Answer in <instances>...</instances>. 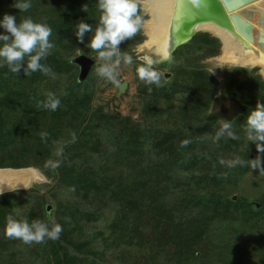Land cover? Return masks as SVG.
Here are the masks:
<instances>
[{
  "label": "trees",
  "instance_id": "trees-1",
  "mask_svg": "<svg viewBox=\"0 0 264 264\" xmlns=\"http://www.w3.org/2000/svg\"><path fill=\"white\" fill-rule=\"evenodd\" d=\"M12 3L13 0H0V14L16 15L17 22L30 16L52 28L49 40L54 48L41 63L55 73V78L40 71L24 76L22 70L14 74L6 67L0 69V167H35L55 183L78 193L113 199L124 210L136 213L132 224L124 223L122 215L113 221L105 237V241L118 248L117 259L123 264H210L207 260L209 249L216 240L221 241L216 236L224 232L221 228L224 222L231 220L243 227L249 223L259 227L250 239L242 240L241 250L236 251L234 245L215 244L220 249L226 245L230 252L223 254L221 251L220 257L230 255L235 261L245 256L243 250L249 248V259L253 258L255 264H264V193L255 203L244 198L234 200L231 193L236 174L260 169H251L247 164L237 165L235 169L236 166L229 168L220 163L221 158L228 160L235 155L248 160L246 151L238 150L239 136L236 135L235 140L224 136L212 146L213 140L206 144L204 133L202 138L194 129L205 130L215 124L218 127L217 122L223 120L204 118L215 82L197 64L200 59L217 54V40L207 33H196L172 52L178 80H185L189 92L181 101L178 114L168 113L170 117L176 115V119H169L166 133H152L150 128L152 136H146L129 117L120 119L116 114L90 110L92 89L89 84L94 64L86 78L78 80V67L70 59L75 51L86 47L91 34H85L83 43L77 42L75 24L83 19L95 25L99 15L95 0H32L27 11H19L11 6ZM85 4L88 5L86 12L82 10ZM139 41L136 34L119 47L129 52L130 46ZM191 51L200 54L194 59L189 56ZM255 70L245 71L239 84V92L246 91L235 97L243 104L244 111L232 120L233 128H243L245 117L257 100L264 103V80ZM49 92L60 99L55 111L37 106V101H43ZM42 132L47 133L43 138ZM183 140L189 143L182 145ZM108 141L114 148L106 153L103 148ZM230 143L235 145L224 155L221 149ZM246 146L248 151H255L254 157L258 155L254 144L247 142ZM57 148H62L59 167H45L46 161L57 158ZM259 155L264 168V153ZM182 177L186 180L183 183L180 182ZM35 188L28 191H35ZM6 195H0V229L3 232L12 209L7 198L14 196L12 193ZM64 209L69 210L70 206L59 203V215L54 220L61 225V232L55 239L60 252H53L38 264H83L87 255H103L93 252L89 241H82L84 235L77 226L66 225L62 216ZM71 213L73 211L70 212L72 216ZM217 222L220 223L213 231H219L213 233L215 239H210L209 228ZM149 224L148 237L134 235ZM204 239L209 246L202 242ZM6 245L7 242H0V262L12 255L5 251ZM25 245L27 249H34L39 242ZM233 249L235 251L231 252Z\"/></svg>",
  "mask_w": 264,
  "mask_h": 264
},
{
  "label": "rangeland",
  "instance_id": "rangeland-1",
  "mask_svg": "<svg viewBox=\"0 0 264 264\" xmlns=\"http://www.w3.org/2000/svg\"><path fill=\"white\" fill-rule=\"evenodd\" d=\"M197 3V0H187V6L194 11H197ZM142 13L144 14V19L146 21L148 17L145 15L144 11H142ZM188 16H190V13ZM186 19L187 16H185L184 21ZM137 34L140 37V41L129 48V52L133 56V62L128 65L122 64L120 66L119 76L117 77L119 81L118 83L113 84L112 82L96 75L95 67L99 62L96 61V52L93 50L86 47H84V49H78L75 51L73 57L78 54H84L92 58L94 61V70L91 73L92 80H90L89 84V87L92 89L90 100L91 111L96 110L101 113L116 114L120 117V119L129 117L133 120V125L138 126L141 131L144 130L143 132L146 136H152L153 131L156 134L160 131L166 133L168 127L170 126L169 119H173V121L176 119L181 101L185 100L187 97L186 93L189 92V89L187 88L185 80H178V68L174 64L172 57L169 65H156L158 70L161 72L158 84L146 85L143 81L137 78L135 68L139 63H142L139 57L143 55H152L151 51L144 46V41L146 40L144 31L142 30ZM208 35L212 37L210 34ZM215 39L217 40L219 46L217 54L215 56L200 59L197 63L204 72H207L212 76L215 82V90L209 107L213 99L217 96L238 97L241 94L243 95L246 90L244 89L242 93H240L239 84L245 77V71L256 69V74L264 80V77L260 74L257 67L252 68L222 63L219 60V56L221 54V43L217 38ZM199 54V52L191 51V55L189 56L192 58L194 57L195 59V56ZM192 58L190 60L191 63L193 61ZM1 68L2 67H0V69ZM123 81L126 83V87L121 93H118L117 88ZM145 88L146 91L144 90ZM171 111L176 115L171 117L168 116V113ZM6 115L7 114H5V116ZM204 118H207V113L204 114ZM220 123L221 122H217V124ZM150 128L152 129V133L150 132ZM194 129L197 133H204V138L207 139L206 144H208L212 141L211 137L217 129V125L215 124V126H212L211 128L209 127L208 129L205 128V130L204 128L200 129L196 127H194ZM232 131L240 137V141L237 142L241 144L238 150L246 151L247 159L254 157L253 154H255V151L251 152L246 149L247 141L243 128L236 126L232 128ZM201 137L203 138V134ZM104 143L106 145L103 149L106 150V153L114 148L112 144L110 145L109 141ZM214 143L215 142L212 141L211 145L214 146ZM234 145L235 144L231 143L230 146L224 145L221 152L224 155H227L229 147L232 149ZM211 150L212 149H209L207 151ZM235 169H237V166ZM39 172L44 175L40 170ZM43 177L46 180L45 182H35L27 189L8 192L14 195L7 198L10 199L12 205L11 216L18 219L26 218L29 222L33 219H39L43 222L46 220L49 221V217H51V220L54 221L57 218V215H59L58 204H68L70 209H64L62 214L63 218L66 220V225L77 226L84 235V237H82V241H89L92 245L93 252L103 254L100 256L87 255V258L84 259L82 263L92 264L91 261H93V264H123L119 261V259H117L119 252L118 248L114 244L105 241V237L109 232V226L113 221L122 215L124 223L132 224V222H135L134 218L136 213L124 210L123 206L113 199L94 195L93 193H78L61 184L55 183L45 175ZM184 178L185 177L180 178L181 183L186 181ZM34 187H36L35 191H28ZM233 189L234 191L231 193L234 200L237 197L244 198L252 203H255V200H257L262 193H264V170H247L241 175L236 174V182ZM8 193L1 195L3 196ZM71 211H73V214L71 213L72 216L70 215ZM47 215L49 216L46 217ZM219 223L220 222L215 224L213 223L209 228L208 236L210 239H215V237H213V233H217L219 230H213L217 229V225H219ZM249 224L244 225L243 227L241 223L235 221L232 222V220L224 222L221 227L224 232L219 236H216V238H219L221 241L216 240L214 242V246L209 249L210 255L207 256V260H209L210 264H255V261H252L253 258L249 259V248L243 250V254L248 256V259H246L245 256H240L237 259L238 261H232V257L230 255L229 257L228 255H225L223 258L220 257L221 251L223 254L230 253L227 251L226 245L223 246V249H220V247L216 248L219 245L227 244L229 246H237L238 248L235 247L236 251L238 249L241 250V245H244V243H241L244 242L242 240L250 239L249 237L252 232H255V230L259 227L258 224H254L253 226ZM149 226L151 225L149 224L146 229L141 227V231L140 229L135 231L134 235H142L141 238L148 237V233L151 230V227ZM4 236V232L0 229V242H7L5 251L12 255L6 261L3 259L0 264H38L43 262L47 257L52 256L53 252H60L56 246L55 240L48 239L47 237L39 242V245L34 249H31L30 247L27 249L23 241L7 236H5L4 239ZM59 242L61 244L63 243V241L60 240ZM202 242L205 243L206 247L209 246L206 239ZM202 242L200 243L201 245ZM32 243L34 242H31V244ZM215 244L218 245L215 246ZM201 245H199V247ZM235 250L233 249L231 252Z\"/></svg>",
  "mask_w": 264,
  "mask_h": 264
},
{
  "label": "clouds",
  "instance_id": "clouds-1",
  "mask_svg": "<svg viewBox=\"0 0 264 264\" xmlns=\"http://www.w3.org/2000/svg\"><path fill=\"white\" fill-rule=\"evenodd\" d=\"M12 7L19 11H27L32 6V0H13ZM95 6L99 13L95 25L86 23L83 19L75 24V38L79 43L85 40V34L90 33L87 39L86 48L96 52V61L99 63L95 67L98 77L104 78L113 84L118 83L120 66L133 62V56L128 51H122L119 45L131 39L144 28L145 19L141 11L139 0H95ZM88 5H82V10L86 12ZM52 28L47 23L36 22L30 16H26L17 22L16 15L10 13L0 14V67H6L8 72L16 74L23 71L24 76L32 72L41 73L55 78V73L44 63V60L51 49L53 42L49 40ZM168 57L164 52L160 58L154 55H143L139 57L142 63L135 68L136 76L146 85L158 84L161 72L158 65ZM60 104L58 96L49 92L43 101H37V106L50 111H55ZM232 121L223 119L212 135L213 142L219 141L226 136L233 140L237 139L232 131ZM243 131L247 142L254 144L258 155L247 161L239 155H235L228 160L221 158L220 163L232 168L237 165L247 164L251 169L264 170L261 167L262 160L260 153H264V103L257 100L255 107L251 108L245 117ZM46 132L41 133V137L46 136ZM189 143L183 140L182 145ZM62 148L55 151L56 159H49L45 162V167L56 169L61 160ZM16 188V187H15ZM14 189H8L14 191ZM4 189H0L3 192ZM61 232V225L51 220L43 222L33 219L31 222L26 218H15L11 215L6 217L4 235L16 238L24 243L41 242L48 239H57Z\"/></svg>",
  "mask_w": 264,
  "mask_h": 264
},
{
  "label": "bare ground",
  "instance_id": "bare-ground-1",
  "mask_svg": "<svg viewBox=\"0 0 264 264\" xmlns=\"http://www.w3.org/2000/svg\"><path fill=\"white\" fill-rule=\"evenodd\" d=\"M197 1V11H194L187 6V0H142L143 11L148 17L143 28L145 48L161 57L191 31H205L220 41L219 60L222 63L255 66L264 77V0H229L228 4L236 7L232 12L224 0H218L221 11L210 8L207 12L210 18L205 20H199L202 12ZM244 8L248 15L239 16L245 26V33H242L236 30L230 14ZM26 175V179L32 182L43 181L36 171Z\"/></svg>",
  "mask_w": 264,
  "mask_h": 264
},
{
  "label": "water",
  "instance_id": "water-1",
  "mask_svg": "<svg viewBox=\"0 0 264 264\" xmlns=\"http://www.w3.org/2000/svg\"><path fill=\"white\" fill-rule=\"evenodd\" d=\"M141 1L139 0L141 10L143 11ZM227 5L229 6V11L235 10L236 7L233 5H229V0H224ZM200 7H201V16H199V20H205L210 18L209 9L214 7V9H219L221 11V5L218 0H199ZM206 11V12H205ZM146 15V14H145ZM240 15H248L247 9H238L235 11V13L230 14V18L233 20L234 26L237 31L245 33V26L243 22L240 20ZM196 32H203L208 33L205 31H191L188 36L185 39H182L180 41H177L171 46L170 50L168 51V57L165 60H162L159 65L160 66H166L169 65L171 62V54L172 52L179 47L180 45L185 44L188 42ZM209 34V33H208ZM214 38H217L213 35H211ZM220 42V41H219ZM154 57L160 58V56H157V54L151 52ZM72 63H74L78 67V80H83L86 78L88 72L90 71L91 67L94 64V61L92 58H90L87 55L84 54H78L77 56H74L71 59ZM255 67V66H254ZM253 68V67H252ZM167 75V74H166ZM126 87V83L123 81L121 84H119L117 88V92L121 93ZM244 111L243 104L235 97H223V96H217L213 99L208 111H207V118L209 119H227L232 121L235 119L238 115H240ZM30 171H36L38 172L42 177V175L39 170L35 167H20V168H12V167H0V189H4L3 192H0L1 194L11 192L8 189H14L20 190V189H27L33 185V183L28 178L26 179V174H29ZM45 178L43 177V181L45 182ZM14 190V191H15Z\"/></svg>",
  "mask_w": 264,
  "mask_h": 264
},
{
  "label": "flooded vegetation",
  "instance_id": "flooded-vegetation-1",
  "mask_svg": "<svg viewBox=\"0 0 264 264\" xmlns=\"http://www.w3.org/2000/svg\"><path fill=\"white\" fill-rule=\"evenodd\" d=\"M172 55V54H171ZM158 58V57H157ZM236 98V97H235Z\"/></svg>",
  "mask_w": 264,
  "mask_h": 264
}]
</instances>
